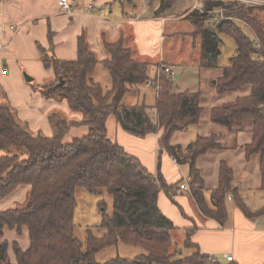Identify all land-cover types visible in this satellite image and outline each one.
Returning <instances> with one entry per match:
<instances>
[{
	"label": "trees",
	"instance_id": "16d2710c",
	"mask_svg": "<svg viewBox=\"0 0 264 264\" xmlns=\"http://www.w3.org/2000/svg\"><path fill=\"white\" fill-rule=\"evenodd\" d=\"M116 1L123 9H134L137 5V0ZM155 1L159 3L156 15H161L181 0H151L150 5ZM219 8L227 9L226 16L231 19L209 25L207 16L191 10L186 20L194 27V35L202 39L200 68L219 71L210 87L213 99L238 94L233 101L207 107L202 91L176 93L174 82L163 75L153 122L146 107L129 108L123 104L130 86L144 85L150 80L147 65L133 60L121 38L109 42L106 36L102 41L108 58L101 63L84 35L78 39V56L73 61L57 59L53 55V44L48 50L38 46L44 68L53 70L56 81L35 89L44 99L66 101L73 112L83 116L80 122H70L62 113L54 112L50 122L55 133L50 138L41 132H31L18 119L0 85V151L5 152L0 158V202L21 186L31 187L23 206L0 212V264H11L9 244L3 240L5 230H16L21 235L23 228L29 231L30 247L23 251L14 243L17 264H223L201 253L192 243L195 228L187 231L184 244L185 249L195 250L194 254L183 256L182 250L173 249L172 232L176 227L160 210L159 196L165 192L175 203L176 185H168L160 172L152 174L136 157L113 142L107 129L108 119L114 116L131 135L160 134L161 152L166 151L177 163L190 166L189 192L206 217L225 224L229 216V195L235 197L236 206L248 218L264 215V208L255 214L248 210L232 186L234 173L226 162L220 165L218 187L212 191L208 204L197 161L210 151L227 149L219 134L199 136L185 149L172 145L176 133L199 125L206 116L213 126L231 134L234 149L238 148L239 133L249 132L252 142L244 146L246 160L260 156L264 190V8L204 1L206 11ZM242 24L254 31L260 48L244 32ZM222 36L236 44L235 56L224 67L218 62ZM99 64L107 69L112 80V89L107 93L91 79ZM79 126L88 127V133L65 143L70 129ZM24 155L27 157L22 159ZM78 188L100 197L105 194L113 197L112 215L107 214L104 200L98 202L101 228L107 231L106 236L98 239L89 231L85 248L75 237ZM120 244L140 247L147 254L107 263L96 261L97 253Z\"/></svg>",
	"mask_w": 264,
	"mask_h": 264
},
{
	"label": "crops",
	"instance_id": "0c3cea01",
	"mask_svg": "<svg viewBox=\"0 0 264 264\" xmlns=\"http://www.w3.org/2000/svg\"><path fill=\"white\" fill-rule=\"evenodd\" d=\"M70 1L74 11L64 14L57 0H0V85L6 91L8 102L16 111L18 119L33 132L43 131L49 138L52 137L49 135L52 112L62 113L70 122H80L83 119L82 114L79 113L81 116H78L71 113L73 111L66 101L44 99L35 89L56 81L53 70H47L43 66L39 45L48 50L53 44V55L57 59L73 61L78 56V39L84 35L101 63L108 58L103 46V36L109 42L121 38L125 48L131 51L133 60L147 65L150 80L157 77L161 64L172 70L176 65L193 66L199 70L200 76L212 71H203L199 66L202 39L201 36L194 35V27L186 20L187 14L192 10V4L187 5V0L179 1L161 15H156L158 1L150 5L149 0H137L140 4L137 2L134 9H123L116 0ZM89 5L94 6L93 14L86 12ZM251 33L253 35L252 31ZM251 38L254 40V35ZM177 53L183 56L181 60H177ZM26 76L32 78V81L28 82ZM175 77L180 81L184 75ZM91 79L105 93L112 89L110 74L102 64L96 67ZM176 86L177 83L174 82V90ZM129 89L123 100L124 106L146 107L152 121H156L157 94L152 92L153 89L147 84L130 86ZM237 97L238 94L216 101L213 99V104L233 101ZM82 127L86 126L73 127L68 134L73 129ZM192 128H195L192 131L194 141L199 136L206 137L214 132L227 145V149L210 151L197 161L208 204L212 191L218 187L220 165L226 162L234 173L232 186L248 210L253 214L262 210L264 190L261 188L260 156L254 155L247 161L244 150V146L252 142V134L239 133L238 148L234 149L231 147V134L213 126L207 116L199 125L190 126L180 133H189ZM107 129L108 137L122 146L128 154L136 157L152 174L157 175L160 172L168 185H176L175 203L165 192L159 196L160 210L176 227L172 232V239L176 234L182 233L186 242L187 231L195 228L191 240L201 253L215 257L223 264H226V255L232 256L233 262L238 264H264V215L248 218L236 206L235 197L229 195L232 199L228 196L229 216L225 224L206 217L197 208L190 192L180 190L182 182H186L190 188V166L177 163L166 151L161 152L158 145L160 134L145 137L131 135L122 129L114 116L108 119ZM194 141L192 139L190 143L172 145L184 149ZM3 155L5 152L0 151V158ZM30 190V186L19 187L0 202V212L23 206ZM3 240L9 244L8 257L11 264H17L14 243H18L23 251L30 247L27 228L22 229L21 235L16 230L6 229ZM194 253L195 250H188L187 256Z\"/></svg>",
	"mask_w": 264,
	"mask_h": 264
},
{
	"label": "rangeland",
	"instance_id": "374dc122",
	"mask_svg": "<svg viewBox=\"0 0 264 264\" xmlns=\"http://www.w3.org/2000/svg\"><path fill=\"white\" fill-rule=\"evenodd\" d=\"M140 4V1H137ZM151 0H149L150 4ZM194 0H187V5H194ZM175 10L178 11V8ZM241 24V23H240ZM243 30L250 37H253L251 31L248 29L247 25L242 24ZM185 40V38H183ZM223 44L221 47L222 54L219 57V65L224 67L229 65L230 58L233 57L236 53V44L235 42L226 37L222 36ZM182 42V41H181ZM182 44V43H181ZM186 46V45H184ZM170 53V52H169ZM177 60H181L183 56L180 53H177ZM173 72L176 75H184L183 80L175 79L174 82L177 83L175 87V92H199L200 90L204 93V96L207 98V107L213 105V91L211 90V85L215 76L219 74V71H210L205 72L200 76L199 70L193 66H174ZM213 76V77H212ZM110 80V79H109ZM33 84V83H32ZM34 85V84H33ZM106 86V82L104 83ZM152 92L156 93L155 89L152 88ZM39 92V91H38ZM212 93V94H211ZM154 101V97H153ZM54 112L51 113V115ZM72 114L81 116L79 113L71 112ZM202 122V121H201ZM51 133L50 136H54V128L50 122ZM195 128H192L189 133H180L178 132L172 139V144H186L190 143L194 136L192 131ZM33 132L32 130H30ZM88 132V127L76 128L73 129L69 134L64 138L65 143H71L73 140L79 137H83ZM44 136L48 137L45 132H41ZM192 137V138H191ZM191 139V140H190ZM185 149V148H184ZM27 156L24 155L22 159H25ZM77 198V209L75 214V237L83 244L84 248L88 241L89 231L95 238L101 239L106 236L107 231L101 228L102 216L98 210V202L104 200L107 204V214L112 215L113 213V197L105 194L103 196H98L94 193L88 192L84 188H78L76 190ZM19 207V206H18ZM185 237L181 234H176L173 238V249L182 250L183 256H187L188 249L184 248ZM147 254L146 251L140 247H133L125 244H120L117 247L107 248L95 255V259L99 263H107L109 261L121 258V259H135L139 256Z\"/></svg>",
	"mask_w": 264,
	"mask_h": 264
},
{
	"label": "built area",
	"instance_id": "2783aa9c",
	"mask_svg": "<svg viewBox=\"0 0 264 264\" xmlns=\"http://www.w3.org/2000/svg\"><path fill=\"white\" fill-rule=\"evenodd\" d=\"M194 5L192 7V10H196L198 11L201 15L207 16V23L209 25H213L215 23H219L225 20H229L231 19L230 17L226 16V12L228 11L225 8H219V9H215L213 11H206L204 9V1L205 0H194ZM215 1H222V2H228V3H233V4H237V5H243L246 7H259V8H264V0H215ZM60 10L62 13L64 14H71L74 11V6L71 3L70 0H57ZM86 12L93 14L94 13V6L93 5H89L86 7ZM134 17V16H132ZM241 22V21H240ZM249 28V27H248ZM11 29L15 30L14 27H12ZM251 29V28H250ZM251 31L253 32L254 35V41L256 42V46L258 48L261 47V43L258 39V37L256 36V34L254 33V31L251 29ZM0 46H1V40H0ZM163 75H166L168 80L171 82H174L176 77L175 74L173 72V70L170 67H167L163 64L160 65L159 70H158V74L157 77L149 80L147 82V86L150 88H154L157 94V97L159 96V93L162 90V86H161V78ZM180 190L182 191H190L189 186L187 185L186 182H182L180 184ZM229 199L231 200L232 197L229 196ZM226 259V264H229L231 262H233V257L230 255H226L225 256Z\"/></svg>",
	"mask_w": 264,
	"mask_h": 264
},
{
	"label": "water",
	"instance_id": "95a60500",
	"mask_svg": "<svg viewBox=\"0 0 264 264\" xmlns=\"http://www.w3.org/2000/svg\"><path fill=\"white\" fill-rule=\"evenodd\" d=\"M26 80H27L28 82H31V81H32V78L26 76ZM62 83H63V82H62ZM62 83H61V84H62Z\"/></svg>",
	"mask_w": 264,
	"mask_h": 264
}]
</instances>
